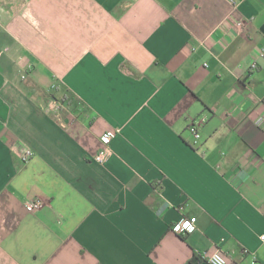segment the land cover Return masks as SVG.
Here are the masks:
<instances>
[{
    "label": "crops",
    "instance_id": "1",
    "mask_svg": "<svg viewBox=\"0 0 264 264\" xmlns=\"http://www.w3.org/2000/svg\"><path fill=\"white\" fill-rule=\"evenodd\" d=\"M263 53L264 0H0V264H264Z\"/></svg>",
    "mask_w": 264,
    "mask_h": 264
},
{
    "label": "built area",
    "instance_id": "2",
    "mask_svg": "<svg viewBox=\"0 0 264 264\" xmlns=\"http://www.w3.org/2000/svg\"><path fill=\"white\" fill-rule=\"evenodd\" d=\"M60 105L61 104L58 101L52 100L49 103V109H53L54 111H57L60 108ZM260 122H262V119L258 120L259 124ZM188 129L193 134L196 141L200 139L201 122L199 120L196 119L192 120L189 123ZM120 130H121L120 128L108 129L102 134L101 141L103 146L94 156L97 162L104 163L111 155L112 152L111 142L120 132ZM32 155H33V151L29 148L25 149L23 152L24 159H28ZM43 205H44V201L41 198H31L25 202V207L27 208V210L32 212L38 211L41 207H43ZM196 221H197V217L182 218L174 224L173 230L177 234L188 233L195 228ZM262 238L264 239V235L262 236ZM201 257L205 259L209 264H227V256L221 249H216L213 252H207V251L203 252L201 253Z\"/></svg>",
    "mask_w": 264,
    "mask_h": 264
}]
</instances>
